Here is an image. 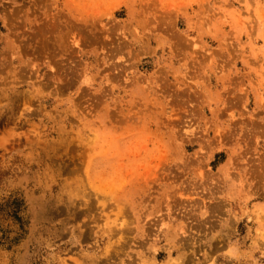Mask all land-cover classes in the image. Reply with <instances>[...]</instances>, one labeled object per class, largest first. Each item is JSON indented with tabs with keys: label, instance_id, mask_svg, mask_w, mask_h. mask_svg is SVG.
Returning <instances> with one entry per match:
<instances>
[{
	"label": "rangeland",
	"instance_id": "obj_1",
	"mask_svg": "<svg viewBox=\"0 0 264 264\" xmlns=\"http://www.w3.org/2000/svg\"><path fill=\"white\" fill-rule=\"evenodd\" d=\"M0 264H264V0H0Z\"/></svg>",
	"mask_w": 264,
	"mask_h": 264
}]
</instances>
